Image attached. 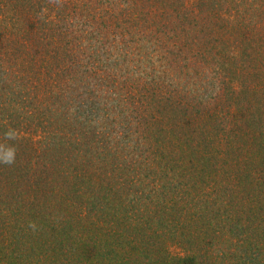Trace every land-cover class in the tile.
<instances>
[{"label": "trees", "instance_id": "16d2710c", "mask_svg": "<svg viewBox=\"0 0 264 264\" xmlns=\"http://www.w3.org/2000/svg\"><path fill=\"white\" fill-rule=\"evenodd\" d=\"M0 264H264V0H0Z\"/></svg>", "mask_w": 264, "mask_h": 264}]
</instances>
